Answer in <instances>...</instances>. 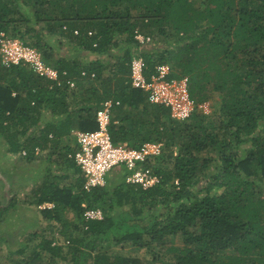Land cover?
Returning <instances> with one entry per match:
<instances>
[{
  "label": "trees",
  "instance_id": "1",
  "mask_svg": "<svg viewBox=\"0 0 264 264\" xmlns=\"http://www.w3.org/2000/svg\"><path fill=\"white\" fill-rule=\"evenodd\" d=\"M25 7L37 8L32 17ZM21 26L37 33L32 46L58 78L0 60V137L25 161L37 149L60 158L57 179L66 181L40 187L37 203L52 204L40 211L64 222L67 240L41 238L22 264H142L107 251L125 242L158 248L154 255L173 260L164 264H264V0H0V34L16 37ZM136 31L151 41L141 44ZM46 33L63 37L53 62L41 50ZM157 34L163 43L153 42ZM134 56L146 79L168 64L170 78H189L196 107L188 118H173L134 85ZM213 92L218 115L201 107ZM107 100L113 144L177 149L160 162L170 166L159 165L164 154L148 164L155 185L126 182L121 165L105 185L84 189L70 156L75 132L98 129ZM13 203L0 205V217ZM93 209L102 217H86Z\"/></svg>",
  "mask_w": 264,
  "mask_h": 264
},
{
  "label": "built area",
  "instance_id": "2",
  "mask_svg": "<svg viewBox=\"0 0 264 264\" xmlns=\"http://www.w3.org/2000/svg\"><path fill=\"white\" fill-rule=\"evenodd\" d=\"M0 37V60L4 66L27 65L39 75L53 80L58 78L57 69L45 63L41 52L34 46L4 33H1ZM135 39L141 44L151 41L150 36L139 31H136ZM131 77L134 85L149 93L151 102L168 107L173 118L183 120L194 111L196 106L189 94L187 76L170 78V69L163 65L158 68L155 75L146 79L143 75L142 57L134 56L131 63ZM112 105L111 100L104 103V108L97 118L98 129L75 132L78 149L70 156L86 177L83 187L90 190L93 186L105 185L109 172L123 165L130 171L126 182L149 188L159 181V176L148 164L155 163L164 154V143L146 142L139 148L129 147L125 143L113 144L107 128ZM22 153L26 152L22 151ZM47 206L51 207L52 204L49 203ZM85 215L88 218L102 217L99 209L87 210Z\"/></svg>",
  "mask_w": 264,
  "mask_h": 264
},
{
  "label": "rangeland",
  "instance_id": "3",
  "mask_svg": "<svg viewBox=\"0 0 264 264\" xmlns=\"http://www.w3.org/2000/svg\"><path fill=\"white\" fill-rule=\"evenodd\" d=\"M31 17L35 8H24ZM37 9V8H36ZM35 9V10H36ZM18 16V15H17ZM9 27V34H14L15 31ZM21 32L17 33L16 38H19L25 44L32 45L36 39V32L25 34L24 26L20 27ZM156 30V29H155ZM157 31V30H156ZM44 33V32H43ZM16 34V33H15ZM11 37V36H10ZM44 39L48 40L50 46H44ZM153 42L163 43L165 38L158 34L152 38ZM41 42V50L48 51L53 57L51 61L58 57L59 42L63 37L59 33L51 35L45 34ZM151 44V43H150ZM152 45V44H151ZM64 49H69L68 47ZM40 51V50H39ZM70 54H74L75 50H70ZM42 57L43 53L41 52ZM170 64L166 65L170 69ZM171 70V69H170ZM221 108V95L218 92H213L208 101L202 106V110L209 114H219ZM136 111H133L134 113ZM264 123L259 125L263 128ZM127 145V143H125ZM8 143L0 137V205L6 206L12 203L3 216L0 217V264H13L20 261L22 264L29 255L37 248L41 238L51 239L53 241H65V237L61 234L64 227V222L59 221H45L41 213V209L48 207L49 203H42L38 205L37 200L40 197L39 188L43 187L46 183L56 182L57 176L62 173L61 167L63 163L56 155L50 154L48 150H36V158L31 161H25L18 155L7 153ZM176 153L177 149H165L164 155L159 159L158 163L161 164L162 160L168 159L170 152ZM162 167L170 166L169 163L161 164ZM50 169V170H49ZM117 172L110 171L108 177L114 178ZM58 181L64 183L65 179ZM51 204V203H50ZM74 219V218H73ZM67 243V240H66ZM24 253H19L20 250ZM103 249H106L103 248ZM158 248L137 247L131 242L114 245L107 249L109 254L118 253L122 256H130L138 259L146 264H164L173 261L165 253L157 257L154 251ZM154 259H156L154 261ZM40 264V263H37Z\"/></svg>",
  "mask_w": 264,
  "mask_h": 264
}]
</instances>
